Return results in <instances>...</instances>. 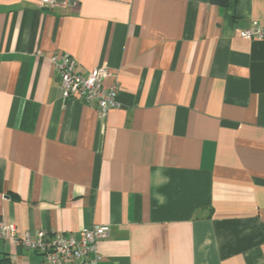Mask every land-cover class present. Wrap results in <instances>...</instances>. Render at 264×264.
<instances>
[{
    "label": "crops",
    "instance_id": "obj_1",
    "mask_svg": "<svg viewBox=\"0 0 264 264\" xmlns=\"http://www.w3.org/2000/svg\"><path fill=\"white\" fill-rule=\"evenodd\" d=\"M0 0V221L108 225L98 264H264V0ZM119 107L65 98L52 55ZM11 264H47L0 240ZM82 264H88V261Z\"/></svg>",
    "mask_w": 264,
    "mask_h": 264
},
{
    "label": "built area",
    "instance_id": "obj_2",
    "mask_svg": "<svg viewBox=\"0 0 264 264\" xmlns=\"http://www.w3.org/2000/svg\"><path fill=\"white\" fill-rule=\"evenodd\" d=\"M78 0H39L41 10L73 9ZM244 39H264V26L254 24L250 29L240 32ZM50 61L54 65L59 79V86L65 98H76L88 106L97 109L100 119H104L108 112L118 108V87L115 83L105 87L103 80L108 76L105 67H98L87 75L76 72V61L70 55H52ZM108 225H96L83 229L79 233L48 236L43 231L31 235L20 234L12 223L0 221V240H7L28 252L40 255L47 264H98L101 260L97 253L96 242L109 235Z\"/></svg>",
    "mask_w": 264,
    "mask_h": 264
},
{
    "label": "trees",
    "instance_id": "obj_3",
    "mask_svg": "<svg viewBox=\"0 0 264 264\" xmlns=\"http://www.w3.org/2000/svg\"><path fill=\"white\" fill-rule=\"evenodd\" d=\"M210 3L218 7H226L229 3V0H210ZM0 264H11V262L9 258L2 257L0 258Z\"/></svg>",
    "mask_w": 264,
    "mask_h": 264
}]
</instances>
